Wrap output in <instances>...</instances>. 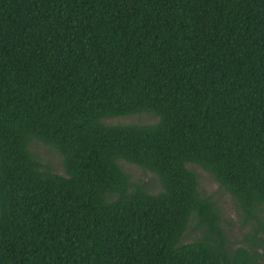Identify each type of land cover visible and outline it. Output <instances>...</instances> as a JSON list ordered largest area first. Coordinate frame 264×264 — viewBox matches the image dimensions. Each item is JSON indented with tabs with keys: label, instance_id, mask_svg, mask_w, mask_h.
Wrapping results in <instances>:
<instances>
[{
	"label": "trees",
	"instance_id": "1",
	"mask_svg": "<svg viewBox=\"0 0 264 264\" xmlns=\"http://www.w3.org/2000/svg\"><path fill=\"white\" fill-rule=\"evenodd\" d=\"M0 264H264V0H0Z\"/></svg>",
	"mask_w": 264,
	"mask_h": 264
},
{
	"label": "rangeland",
	"instance_id": "2",
	"mask_svg": "<svg viewBox=\"0 0 264 264\" xmlns=\"http://www.w3.org/2000/svg\"><path fill=\"white\" fill-rule=\"evenodd\" d=\"M156 120L157 118L155 116L148 113H136L128 116L104 119V121L109 124L153 123ZM29 148L39 156L44 164L50 166L54 171L63 174L64 169L62 158L55 148L36 140L30 142ZM118 163L119 167L125 175H127L130 181L135 183L144 182L147 188L152 192L161 189L160 181L155 173L124 160H121ZM187 167L196 174L199 191L203 195L209 196L219 207L224 225L227 228L231 239L236 245H243L244 233L250 231V225L243 223L242 210L239 208L236 200L202 167L195 163H187ZM194 222V217L191 216L182 236L184 242L190 241L198 235V231L193 227Z\"/></svg>",
	"mask_w": 264,
	"mask_h": 264
}]
</instances>
